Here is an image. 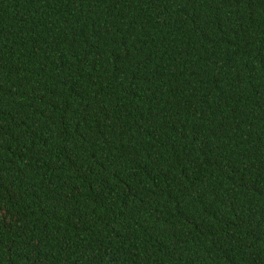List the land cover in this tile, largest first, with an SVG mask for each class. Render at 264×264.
<instances>
[{
	"label": "trees",
	"instance_id": "16d2710c",
	"mask_svg": "<svg viewBox=\"0 0 264 264\" xmlns=\"http://www.w3.org/2000/svg\"><path fill=\"white\" fill-rule=\"evenodd\" d=\"M0 264H264V0H0Z\"/></svg>",
	"mask_w": 264,
	"mask_h": 264
}]
</instances>
